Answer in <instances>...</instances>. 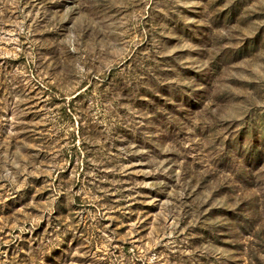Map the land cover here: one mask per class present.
I'll use <instances>...</instances> for the list:
<instances>
[{
  "label": "rangeland",
  "instance_id": "1",
  "mask_svg": "<svg viewBox=\"0 0 264 264\" xmlns=\"http://www.w3.org/2000/svg\"><path fill=\"white\" fill-rule=\"evenodd\" d=\"M0 264H264V0H0Z\"/></svg>",
  "mask_w": 264,
  "mask_h": 264
}]
</instances>
